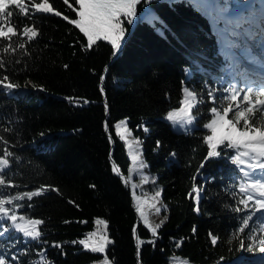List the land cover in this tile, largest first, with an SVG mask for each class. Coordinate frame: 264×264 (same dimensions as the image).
I'll return each mask as SVG.
<instances>
[{
    "label": "trees",
    "instance_id": "obj_1",
    "mask_svg": "<svg viewBox=\"0 0 264 264\" xmlns=\"http://www.w3.org/2000/svg\"><path fill=\"white\" fill-rule=\"evenodd\" d=\"M43 2L24 0L27 16L17 15L20 9L11 6V22L18 26V34L11 41L0 38V62L4 64L0 77L7 75L10 82L20 85L0 91V156L4 151L13 153L7 157L10 167L5 169L0 199L41 189L42 195L14 199L5 207L17 215L18 223L31 218L44 221L37 226L41 232L37 240L18 231L0 237L4 251L17 256L16 264L37 260L42 264H92L105 256L110 264H264L258 251L239 248L240 239L249 243V232L264 236L260 224L264 213H255L246 227L241 218L255 211L254 202H249V210L233 211L243 209L238 204L243 174L229 159L237 149L222 145L218 148L221 156L205 161L210 132L204 124L210 122L209 108L214 106L207 92L219 98L228 73L238 88H246L244 78L230 71L222 54L220 30L225 23L213 22L197 0H142L138 18L125 24V41L113 59L107 41H98L89 49L86 38L69 22L77 18L75 0L67 4L49 0L61 16L36 12L35 3ZM235 2L230 0V7ZM146 10L162 23H149ZM240 17L264 26V6L252 0L234 19ZM25 25L38 31L31 41L19 34ZM241 63L245 68V63L253 66L243 59ZM29 81L36 87H26ZM185 88L194 90L202 102L192 110L198 120L182 132L172 128L167 113L180 109ZM244 94L236 101L218 99L216 106L231 104L226 118L235 122L234 113L249 107ZM249 95L254 110L246 118L250 125L264 128V111H256L261 106L255 105L254 93ZM123 119L139 134L140 158L146 167L137 179L148 181L152 203L155 192H161L160 213L154 210L149 215L150 226L164 221L156 236L140 221L129 186L112 170L116 167L129 178L132 167L127 143L115 130ZM237 127H244L243 120ZM194 188L200 192L199 212L194 211ZM96 218L107 222L112 241L105 253H92L72 243L92 229ZM209 233L219 238L215 246ZM52 242L62 247H53Z\"/></svg>",
    "mask_w": 264,
    "mask_h": 264
},
{
    "label": "snow or ice",
    "instance_id": "obj_2",
    "mask_svg": "<svg viewBox=\"0 0 264 264\" xmlns=\"http://www.w3.org/2000/svg\"><path fill=\"white\" fill-rule=\"evenodd\" d=\"M63 2L67 4L68 0H63ZM143 2L148 3L149 0H143ZM197 2L202 11L213 19V22L223 21L225 23L226 27L220 34L224 49L222 54L225 61L229 62L230 68L243 77L246 84V88H238L235 82H229L228 86L223 89L225 95L219 98L214 95L213 91L207 92L208 102L214 106L209 108L212 118L210 122L204 124V127L210 129L212 133L206 137L208 151L205 161L221 156L218 148L222 145L226 148L237 149L236 154L232 155L229 159L233 165L237 166L239 172L243 174L241 182L238 185L239 193L242 194V198L238 200V204L243 205V209L235 207L233 211L240 213L249 210V202H254L255 211L241 218L243 225L247 227L250 221L253 220L255 213H264V128L250 125L248 118H246V113L250 114L254 110L251 106L253 101L250 99L249 94L254 93L257 97L254 101L255 105L261 106L256 108V111H264V76L259 80L248 79L250 72L243 66L241 60H246L252 65L264 67V26L257 24L249 17H240L238 20L234 19L239 7V0H236L235 5L232 7H230V0H197ZM260 2L264 6V0H260ZM23 3L24 0H0V38L11 41L12 37L18 34V26L11 22V17L14 15L11 6L20 9V12L16 13L17 15L22 13L27 16L28 12L23 8ZM75 3L78 4V8L75 10L77 18L71 19L69 22L86 38L87 48L90 49L98 41H107L113 49V55H115L121 49L122 43L126 38L125 24H132L138 18L137 6L142 3V0H75ZM34 7L35 11L39 13H53L56 16L62 15L60 11H54L49 0H44L43 3H35ZM145 16L153 26L157 23H162L157 16L151 15L148 10L145 11ZM64 19L67 20L68 17L65 16ZM19 34L26 36L31 41L37 37L38 31L34 26L25 25L20 29ZM20 47L24 48L25 45L21 44ZM4 51L7 52L8 49L5 48ZM3 67L4 64L0 62V68ZM228 70L225 69V71ZM103 79L104 77H101V80ZM25 86L36 87L35 85H31L30 81ZM19 87L20 85L10 82L7 75L0 77V91H10ZM254 89H256L255 92ZM101 92H103V88H101ZM241 92L245 93L243 99L248 102L249 107L245 111H236L234 113V122L233 119L226 118L232 111L231 104L227 107H218L216 106L217 100L235 101ZM197 96L198 94L194 90L190 91L185 88L184 99L181 101L182 107L179 112L176 110L169 111L167 113V120L173 122V124H179L182 128H187L194 124L198 120V116L193 114L192 110L197 107L198 103L202 102L197 99ZM69 99L71 100L72 98ZM84 103H88V101L85 100ZM180 113H183V115L181 116ZM241 120H243L244 127L238 128L237 124ZM121 126L117 125L118 128ZM127 131L128 129L125 127V132ZM120 138L122 140L125 139L124 134H120ZM160 146V142L157 141V147ZM128 147L131 150L133 145L129 144ZM241 148L244 150L239 151ZM12 155L13 153L10 151H4L3 156H0V186L6 184L5 169L10 167V161L7 157ZM171 155L174 156L175 153ZM132 160L141 169L146 167L143 160L139 159V150H137L136 155L132 156ZM112 170L113 172H117L115 167ZM8 182L10 183V180ZM91 187L94 188L95 185ZM193 191L197 193V207L194 208V211L199 212V189L194 188ZM42 194L43 190L37 189L24 193V196L14 197V199L22 200L26 197L28 200H32L33 197H38ZM233 195L236 194L233 193ZM160 196L161 192L156 191L152 197L153 203L151 207L157 214L161 211V208L157 207ZM14 199H0V237H5L8 233L18 231L25 238H31L32 240L39 239L41 232L37 226L43 224L44 221L31 218L24 220L22 224L16 223L17 215L10 214L8 208L5 207L6 204H12ZM136 211L140 214L145 225H148V217L139 203L136 206ZM163 223L164 221L162 220L154 226H149L153 236L157 235V230ZM95 224L103 226V228L89 232L85 238L73 241L72 243H79L85 250H90L92 253H105L106 247L112 243L105 231L107 222L103 219H96ZM260 224L264 228V220H261ZM195 231L194 227L193 232ZM244 231V227L239 228V232L244 233ZM209 236L211 237V244L215 246L219 238L212 233H209ZM247 239L249 241L247 245L244 239L239 240L240 250L248 252L258 251L264 254V236L258 238L249 232ZM52 246L62 247L58 242H52ZM4 247L3 244H0V264H16L17 256L8 255L4 251ZM223 259L221 257V260ZM35 264H42V262L37 260ZM102 264H110L107 256L104 257ZM170 264H172V261H170ZM181 264H188V262L183 261Z\"/></svg>",
    "mask_w": 264,
    "mask_h": 264
},
{
    "label": "rangeland",
    "instance_id": "obj_3",
    "mask_svg": "<svg viewBox=\"0 0 264 264\" xmlns=\"http://www.w3.org/2000/svg\"><path fill=\"white\" fill-rule=\"evenodd\" d=\"M242 11H240L238 14L240 15L242 13ZM5 30H6V27H5ZM222 32H223V30H220V34ZM244 65L247 66L246 63ZM260 69L264 70V67L259 68V70ZM230 71L232 72L233 70H230ZM250 75L251 76L253 75V72L251 70H250ZM228 76H229V79L224 80V82H223V89L228 86L229 82H235L236 84H238L237 81L233 77H231L230 73H228ZM254 91H256V89H254ZM223 95H225V93L222 90V92L219 94V96L222 97ZM183 99H184V90H183L182 100ZM227 101H232V100H227ZM181 107H182V105H181ZM179 110L180 109H178L176 111L179 112ZM182 114L183 113H180V115H182ZM122 122H123V124H122ZM117 125H122V126L118 128ZM171 125H172V128L174 130H178V131H182V132L186 131V128L180 127L179 124H173V122H171ZM125 127L128 129L127 132H125ZM115 130H116V132L119 135L120 134H124L125 141H127L128 154H129V157L131 159V165H132L131 171H130V175H129V178H128V181H127V185L129 186L132 200H133V202L135 203L136 206H137L138 203L141 205L143 211L145 212V214L148 217V225L147 226H150L151 217H149V215L151 214L152 211H154V209L151 207L152 204H149V203H152V202H151V198H150L151 194L148 193L147 189H146L148 181L145 182V179H143V178L137 179V176L141 175L143 173V169H141L139 167V165L137 163L133 162V160H132V156L137 154V150H139V159H141L140 158L141 143H140L139 136H138L139 134L134 133L133 130L130 127H128V124H127L125 119L120 120L116 124ZM208 130H209L210 135H211L212 134L211 130L210 129H208ZM129 144L133 145V148L131 150L128 147ZM257 171H259V170H257ZM199 194H200V192H199ZM196 195H197V193H196ZM139 217H140V214H139ZM96 219H102V218H96ZM96 219L94 220V224H93L92 229L89 230L84 236L79 237L78 240L85 238L89 232L97 231L98 228H103V226H97L95 224ZM140 221L144 223V221L141 219V217H140ZM16 223H18V222H16ZM105 231H106V234H107V228H106ZM259 255H261V257H264V254H262V253H260ZM103 259H104V257L99 258V259L95 260L92 264H102Z\"/></svg>",
    "mask_w": 264,
    "mask_h": 264
},
{
    "label": "water",
    "instance_id": "obj_4",
    "mask_svg": "<svg viewBox=\"0 0 264 264\" xmlns=\"http://www.w3.org/2000/svg\"><path fill=\"white\" fill-rule=\"evenodd\" d=\"M120 52H121V49L115 54V56L113 57V59H115L119 54H120ZM112 59V60H113ZM103 96H104V104L106 105L107 103H106V100H105V93L103 92ZM105 129H106V126H105ZM106 133H107V135L109 136V138H110V141H111V143H113V141H112V139H111V137H110V134H109V132L108 131H106ZM116 168V167H115ZM117 169V168H116ZM122 180H123V182L124 183H127V181H128V178H126L118 169H117V172H115ZM139 221L137 222V224H136V227L139 225ZM134 239L136 240V242H137V235H136V233H134Z\"/></svg>",
    "mask_w": 264,
    "mask_h": 264
},
{
    "label": "bare ground",
    "instance_id": "obj_5",
    "mask_svg": "<svg viewBox=\"0 0 264 264\" xmlns=\"http://www.w3.org/2000/svg\"><path fill=\"white\" fill-rule=\"evenodd\" d=\"M261 70H262V69H261ZM260 78H261V76L257 74V75H256V79L259 80Z\"/></svg>",
    "mask_w": 264,
    "mask_h": 264
}]
</instances>
